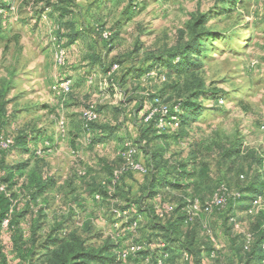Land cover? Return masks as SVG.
Masks as SVG:
<instances>
[{
	"label": "rangeland",
	"instance_id": "1",
	"mask_svg": "<svg viewBox=\"0 0 264 264\" xmlns=\"http://www.w3.org/2000/svg\"><path fill=\"white\" fill-rule=\"evenodd\" d=\"M57 9H63L64 17ZM73 30L78 33L74 42L68 38ZM60 49L66 51L64 65L58 62ZM189 49L191 54L182 63L179 55ZM156 56L163 57L158 62L161 67L149 70V59ZM186 61L188 70H183ZM116 63L120 68L113 71ZM125 71L129 77L124 82ZM66 80L71 82L67 92L61 88ZM200 91L223 96L218 101L199 97L197 105L202 110L188 129L189 138L175 140L176 127L168 125L162 133L169 139L153 136L149 144L140 143L142 121L155 104L170 109ZM0 93V191L4 189L1 192L8 200L4 168L29 158L15 148L8 152L3 140L8 144L26 135L35 154L43 150L32 167L58 182L44 204L45 234L54 221L67 219L69 204L77 197L82 205L76 206L80 221L92 218L95 236L90 244L102 246L110 239L118 243L120 234L124 238L118 249L121 255L155 235L144 218L136 221V227L128 226L124 201H94L88 192L89 186L111 180L129 165L121 155L126 145L138 151L131 162L147 163L151 154L164 149L166 159L189 160L194 153L196 163L208 165V178L199 189L176 191L166 200L180 209L194 197L208 205L209 211L200 213L194 222L199 219L200 226L207 228H202V243L217 247L215 235L223 254L219 261L211 258L207 264H226L227 228L235 235L255 231L264 200L262 210L254 215L237 214L236 229L232 222L225 228L221 218L225 214L211 204L219 182L236 194L242 184L249 185L261 175L264 166V0H54L51 8L35 0H0ZM90 106L100 111L99 124L118 130L115 138L95 145L88 142L82 115ZM36 135L41 137L40 147L34 145ZM240 144V157L223 160L225 150ZM142 181L127 177L132 200ZM55 195L61 197L57 203ZM257 195H251L249 202ZM17 201L20 205L24 201L19 192ZM31 218L23 221V229L29 227ZM2 229L5 243L8 231ZM88 234L83 232L87 239ZM159 247L155 242L139 251ZM137 253L130 251L124 264H151L141 257L136 263ZM176 264H182L181 258Z\"/></svg>",
	"mask_w": 264,
	"mask_h": 264
},
{
	"label": "trees",
	"instance_id": "2",
	"mask_svg": "<svg viewBox=\"0 0 264 264\" xmlns=\"http://www.w3.org/2000/svg\"><path fill=\"white\" fill-rule=\"evenodd\" d=\"M54 0H35L36 4L45 3L48 8L53 7ZM104 2V0H102ZM56 6V5H55ZM56 8H60L56 6ZM55 10L60 12V16L64 17L63 9ZM73 30L68 34V38L73 42L76 40L78 33ZM192 49L187 52H182V63L184 57L191 54ZM150 61L149 70L153 68L161 67L158 62L163 60L162 56L152 57ZM118 64V63H117ZM181 64V63H180ZM189 63L185 62L183 70L187 69ZM120 66V65H119ZM162 66L171 67V65L163 63ZM129 72V71H128ZM125 71L122 78L127 81L129 73ZM133 72V71H130ZM1 95V93H0ZM200 96H206L207 99L218 101L223 96L217 91L211 92H198L193 95L192 98H188L178 105H173L170 108L168 120L172 116L177 117L178 126L176 128L177 135L173 138L177 141L184 140L190 137L188 131L189 127L197 120V115L201 113L202 108L197 105ZM158 99V97H157ZM157 106L156 104L154 107ZM98 118L101 113L96 110ZM146 115H148L146 113ZM145 115V116H146ZM144 116V117H145ZM159 115H156L152 120L145 123L142 121V127H140V143L145 142L149 144L153 138L169 139L170 136L162 133L163 131L158 128ZM85 130V129H84ZM117 129L111 128L108 125L99 124V119L90 125L89 131H85L90 139V143L95 145L104 142V140H110L115 138ZM158 133L160 135H158ZM28 137V136H27ZM22 136V138L16 139L15 142L8 148V152L15 148L21 150L23 155L29 157L26 161L19 164L8 166L4 168L5 175L3 181L8 183V200L6 193L0 191V232L3 230V222L9 220V226L7 230L12 232V239L14 243V249L23 260L29 264H35L33 259L37 254V249L45 250L46 253L42 255L36 264H124L125 260H121L118 255V249L121 247L122 235H118V243L114 240L105 242L102 246H97L95 243L89 244L94 234L92 222L89 220L85 222L83 231L90 234L91 237L87 239L78 230H69V223L71 220L57 221L55 226L50 230L47 235V239L41 242V232L44 227V219L46 215L43 212V207H40L42 197L47 193L52 192L57 181L54 178H44L41 171L32 167L34 158H38L37 154L31 150L28 145V138ZM32 138V137H31ZM34 139V145H39L41 137L36 135ZM169 143L165 144L166 146ZM164 147V148H165ZM242 145H238L237 148L232 150H225L223 154V160H228L233 157H240L242 155ZM145 148V145L143 146ZM6 151V150H4ZM165 150L161 149L158 153L155 152L149 157L146 166V173L133 171L131 173L124 174L115 186L112 185V179L106 183H94L97 185L92 186L91 195L95 199L97 195L101 197L102 201L121 200L127 203V207L123 208V212L128 213V226L132 227L135 221L144 218L148 221V227L155 235L147 238L140 243L142 248L144 246H150L155 242H158L160 248L154 251H138L136 259L137 263L139 257L142 260H150L151 264H158V261H162V264H176V260L181 257V251H185L184 255L185 263L189 264H202V258L209 256L215 260L218 259L220 252L217 247L210 248L201 241L202 225L200 226V220L197 219L194 223H186L187 209L189 201L184 202V207H176L172 203H168L167 197L174 192L180 191V193H186L193 189H199L203 182H205L209 175V168L207 164L196 163L194 160L197 156L193 153V158L189 160H178L172 157L165 158ZM257 160V159H256ZM262 165L263 160H259ZM142 163V162H140ZM199 166V167H198ZM201 166V167H200ZM138 173L142 176L143 184L140 186L138 196L133 200L130 198L132 190L127 187L126 180L129 176H134ZM240 178V175H239ZM22 180L20 183L19 181ZM242 181V179H239ZM221 182H219L220 184ZM21 184V185H20ZM218 184V185H219ZM217 185V187H218ZM228 185V184H227ZM242 187L237 189V193L241 196L230 199L228 206L223 211L219 210L223 214V225L226 228L232 222L233 228L237 222L236 216L241 211H247L252 203L251 195H260L264 186V179L261 175H256L255 179L249 183V185H241ZM1 187V186H0ZM109 187L114 189L110 192ZM230 188V186L228 185ZM18 192L23 195L26 200L25 208H20V203H15L17 200ZM11 193V194H10ZM160 194L162 198L157 204L154 202L155 198ZM164 194V195H162ZM246 195H249L248 197ZM257 195V196H258ZM193 199H202L194 197ZM166 207H172L173 211L166 213ZM158 208L165 212L161 217L158 212ZM247 208V209H246ZM203 213V212H202ZM32 216V225L30 231V238L24 239L21 223L28 216ZM230 215V217H228ZM235 220V221H234ZM257 227L254 232L235 235L230 233L232 228L229 227L225 231L227 234V242L229 243V254L225 256L226 264H264V213H260L257 217ZM192 229L191 231H188ZM88 234V235H89ZM251 234L253 241L247 242V235ZM207 237L209 238L208 234ZM215 241L217 237L214 235ZM95 238H99L96 236ZM126 240V239H125ZM209 241L211 239L209 238ZM213 244H215L213 242ZM216 245V244H215ZM52 246V248H49ZM5 245L0 236V264H6L7 257L5 253ZM204 254V256H202ZM214 255V257H212ZM129 259V258H128ZM130 260V259H129Z\"/></svg>",
	"mask_w": 264,
	"mask_h": 264
},
{
	"label": "built area",
	"instance_id": "3",
	"mask_svg": "<svg viewBox=\"0 0 264 264\" xmlns=\"http://www.w3.org/2000/svg\"><path fill=\"white\" fill-rule=\"evenodd\" d=\"M104 39L108 40L109 36L107 34H104ZM58 62L60 65H64L65 64V60H66V51L64 49H60V52L58 54ZM120 66L119 64H114L112 67V70L115 71L117 69H119ZM90 82H92V77L90 78ZM70 81H64L61 83V88L67 92L70 90ZM158 102V101H157ZM222 102V101H221ZM157 106L150 111V113L145 117L144 122L147 123L150 120H152L156 115H159V119H158V128L162 131L167 130L166 126L171 125L177 128L178 126V120L177 117L172 116L170 118V120L167 119V117L169 116V111L170 109L166 106H162L159 104H156ZM98 120V114L96 112V109L92 106L86 108L83 111V115H82V121H83V126L85 131H89L90 129V125L92 123H95ZM90 136H88L87 140L88 142H91L89 139ZM5 142V140H3ZM2 143V147L3 148H9L13 142L8 140V144L7 143ZM47 146V145H46ZM49 146V143H48ZM138 151L137 149H135L134 147H132V145H126V147L123 149V151L121 152V155L123 156V158L126 159V161L129 163V165H125V167L121 170L120 173H118V175L116 174L115 176H113L112 178V185L115 186L117 184V182L120 180V178L128 173L129 171H136V172H140L142 174H145L146 168L144 167L143 164L138 163V162H131V160L137 155ZM43 154V150L39 149L37 151V155L41 156ZM79 176H84L85 172H78ZM1 191H4L3 188H1ZM241 194L240 193H236V194H232L228 185L224 182H221L214 194V198H213V202H212V206L217 207L220 210H224L226 209V207L228 206V203L230 201V199L232 198H237L240 197ZM97 200H101V197L99 195L96 196ZM264 200V189L263 192L258 195L255 199H253L249 209H248V214L249 215H254L255 213H257L260 209L262 210V207L260 208V203L261 201ZM259 209V210H258ZM173 208L172 207H166V213L172 212ZM208 212L209 211V207L208 205H203L201 204V201L199 199H192L189 201V205H188V209H187V219H186V223H191L195 220V217H197L200 213L202 212ZM158 212L159 215L161 217L164 216L165 212L162 211V209L158 208ZM124 216L127 214L126 212L123 213ZM9 226V220H6L3 222V228H8ZM133 227L137 226V222L135 221L132 224ZM251 235H247V242L251 243ZM213 242L215 243V240H213ZM142 246L140 245H135L132 246L130 250L122 252L120 256L121 260H126L127 257L129 256L130 251L132 252H138L139 250H141ZM263 251H264V243H263ZM214 257V255L212 256ZM158 264H162V261H158Z\"/></svg>",
	"mask_w": 264,
	"mask_h": 264
},
{
	"label": "crops",
	"instance_id": "4",
	"mask_svg": "<svg viewBox=\"0 0 264 264\" xmlns=\"http://www.w3.org/2000/svg\"><path fill=\"white\" fill-rule=\"evenodd\" d=\"M141 113H143V110L141 111ZM101 117V116H100ZM141 118V117H140ZM101 119V118H100ZM99 122H100V120H99ZM101 124V123H100ZM104 141H109V140H104ZM50 141L48 140V143H49ZM49 145H50V143H49ZM38 147H40V146H38ZM44 149H47V146H46V144H45V147H43ZM39 149H41V148H39ZM38 149V150H39ZM49 149V148H48ZM42 156V155H41ZM41 156H39L38 158H41ZM142 164L143 165H145L146 166V163H144V162H142ZM260 174H261V176H262V178L264 179V166H262L261 167V170H260ZM44 176V175H43ZM134 176H136V177H139V178H142V176L140 175V174H138V173H135L134 174ZM44 178H47V177H45L44 176ZM110 178V177H109ZM56 180V179H55ZM57 181V180H56ZM58 183V182H57ZM101 183V182H100ZM103 183H106V182H103ZM102 183V184H103ZM141 184H143V181H142V183ZM57 185H56V187H55V189L52 191V192H50V193H47L44 197H42V203H43V206H44V208H43V212H44V214H45V202L47 203V201L46 200H48L47 198H48V196L50 195V194H53L56 190H57ZM91 189H92V186H89V188H88V192H89V194L91 195ZM263 189H264V187H263ZM263 189H262V191L261 192H263ZM109 190H110V192H112V191H114V189H111L110 187H109ZM73 193H75V191H73L72 193H70L69 192V194H73ZM8 197H10V196H8ZM91 197H92V199L94 200V201H96L94 198H93V196L91 195ZM60 196L59 195H55L54 196V201L57 203L59 200H60ZM162 198L160 197V194H158V196L155 198V200H154V202L157 204L160 200H161ZM118 202V201H121V200H111V202ZM17 203V202H16ZM25 204H26V200H24L23 201V203L19 206L20 208H25ZM42 205V204H41ZM82 206L81 204H80V201H79V199L77 198V197H75L72 201H71V203L69 204V208H68V216H67V219H64V220H71L70 221V223H69V230L70 231H72V230H78L79 231V233H82L83 234V227H84V224H85V222H87V221H91L92 222V218H87V219H85V220H83L82 222L80 221V217H79V215H80V213H78V211H77V209H76V206ZM263 213H264V210H263ZM32 217V216H31ZM28 218V217H27ZM26 218V219H27ZM78 218V219H77ZM25 219V220H26ZM32 219V218H31ZM57 221H62L61 219H57ZM235 221V220H234ZM43 222H45V220L43 221ZM54 225H52L51 227H49V230H48V233L50 232V230L55 226V221H54V223H53ZM29 225V224H28ZM31 225H32V221H31V223H30V225H29V227L27 228V229H23V221H22V223H21V228H22V230H23V234H24V239L25 240H28L29 238H30V231H31ZM237 225H238V223L236 222L235 223V225H234V228L236 229L237 228ZM92 226H93V224H92ZM204 228H206L205 227V225L203 226ZM44 228H45V223H44V227H43V230H44ZM207 229V228H206ZM239 229V228H238ZM43 230H42V232L40 233L41 234V242H43V241H45L46 239H47V235H48V233L47 234H45L44 232H43ZM8 231V232H7ZM6 232L8 233L7 234V236H8V241H6L5 243H4V245H5V253H6V257H7V262H6V264H29L28 262H23V260H22V258L20 257V256H18V253L15 251V249H14V243H13V239H12V232L11 231H9V230H7ZM45 231V230H44ZM91 241V240H90ZM89 241V242H90ZM217 243H218V245H217ZM217 243H216V241H215V244L217 245V247L218 246H220V248L218 247V250H219V252H220V256L223 254V250H222V245H221V243H220V241L217 239ZM90 244V243H89ZM227 244H228V248H229V243L227 242ZM49 248H52V246H49ZM160 248V247H159ZM224 248V247H223ZM228 252V251H227ZM46 253V251L45 250H41V249H37V254H36V256L34 257V259H33V261H34V263L36 264L37 262H38V260H39V258L42 256V255H44ZM181 262H182V264L183 263H185V259H184V255L186 254V252L184 251H181ZM202 256H204V254H202ZM179 258V259H180ZM207 258V259H206ZM179 259H177V261L179 260ZM209 259H211L209 256H206V257H203L202 258V264H207V261L209 260ZM189 264H194V262H190Z\"/></svg>",
	"mask_w": 264,
	"mask_h": 264
}]
</instances>
